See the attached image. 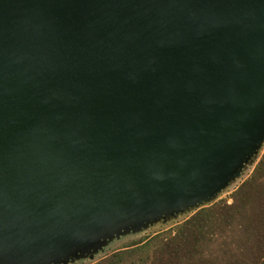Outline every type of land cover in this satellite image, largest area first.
Returning a JSON list of instances; mask_svg holds the SVG:
<instances>
[{"label":"water","instance_id":"1","mask_svg":"<svg viewBox=\"0 0 264 264\" xmlns=\"http://www.w3.org/2000/svg\"><path fill=\"white\" fill-rule=\"evenodd\" d=\"M263 119L264 0H0V249L200 195Z\"/></svg>","mask_w":264,"mask_h":264},{"label":"trees","instance_id":"2","mask_svg":"<svg viewBox=\"0 0 264 264\" xmlns=\"http://www.w3.org/2000/svg\"><path fill=\"white\" fill-rule=\"evenodd\" d=\"M94 264H264V155L232 203L203 207Z\"/></svg>","mask_w":264,"mask_h":264},{"label":"rangeland","instance_id":"3","mask_svg":"<svg viewBox=\"0 0 264 264\" xmlns=\"http://www.w3.org/2000/svg\"><path fill=\"white\" fill-rule=\"evenodd\" d=\"M249 146L200 195L170 199L156 209L140 210L104 223L67 243L64 249L59 245L41 246L21 256L12 245L4 244L0 249V264H94L147 236L176 227L203 207L221 201L232 203L234 193L252 175L264 155V119Z\"/></svg>","mask_w":264,"mask_h":264}]
</instances>
